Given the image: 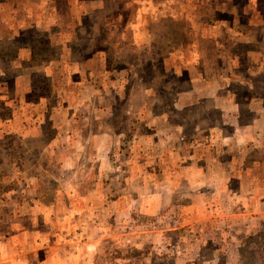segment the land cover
<instances>
[{
	"label": "rangeland",
	"instance_id": "rangeland-1",
	"mask_svg": "<svg viewBox=\"0 0 264 264\" xmlns=\"http://www.w3.org/2000/svg\"><path fill=\"white\" fill-rule=\"evenodd\" d=\"M0 210L22 264H264V0H0Z\"/></svg>",
	"mask_w": 264,
	"mask_h": 264
},
{
	"label": "crops",
	"instance_id": "crops-1",
	"mask_svg": "<svg viewBox=\"0 0 264 264\" xmlns=\"http://www.w3.org/2000/svg\"><path fill=\"white\" fill-rule=\"evenodd\" d=\"M257 117H260V114ZM255 147L258 148L256 145H255ZM56 196H57V194H56ZM18 197H20V199L17 200L16 209L14 211L19 212V215L20 214L24 215L26 213V211H24L26 209V198H25V196L20 195V193H19ZM6 198H7V204L6 205H9L8 199L10 198V195H7ZM30 202L32 204H30L28 207H30L32 211H29V213H32L33 211L37 212V210L35 209L37 202L34 199L32 201L30 200ZM86 203H87V201H86ZM103 209H105L104 206H103ZM1 210H4V208H2ZM89 224L93 225L94 223H89ZM15 225L16 226L12 225L9 227L8 231L9 232L13 231V232H10V234L7 237H6V233H4L0 236V264H4L5 261H8L9 259H11V258H9V254L10 253L12 254L13 251L15 252V254H14L15 257L12 260L16 259V260L21 261L18 264H22V262H25V260H26L25 255H27V252H26L27 246L25 243L26 242L25 238L27 237V235L29 236L30 233H32L30 236L34 237V240L38 241V246H40V244L43 243V239L49 238L52 240L53 238L51 237V235L56 236V233L50 234V232H48V233L39 232L38 230H35L33 228H29L25 224H22V223H18ZM86 225H88V224H86ZM84 226L85 225L81 226L82 227L81 229H84ZM52 229L57 230L58 227L55 226V227L50 228V230H52ZM40 236H43L44 238L39 240L41 238ZM57 236L60 240H63V242H64L62 244V249H63L62 251L67 252V253L71 252V248H70L71 246H69V243H66V242H68L67 236L66 235H64L63 237H59L60 235H57ZM35 237H37L38 240L35 239ZM32 247L34 248L36 246H32ZM41 247H42V245H41ZM46 247H50V244H48ZM59 247H61V245Z\"/></svg>",
	"mask_w": 264,
	"mask_h": 264
}]
</instances>
